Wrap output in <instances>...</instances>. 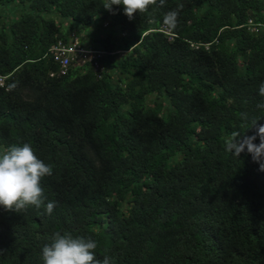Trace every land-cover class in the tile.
<instances>
[{"label": "trees", "instance_id": "16d2710c", "mask_svg": "<svg viewBox=\"0 0 264 264\" xmlns=\"http://www.w3.org/2000/svg\"><path fill=\"white\" fill-rule=\"evenodd\" d=\"M103 5L0 0V153L30 144L56 202L0 206V264H44L57 231L113 264H264V171L225 148L264 125V0ZM74 39L105 53L63 69L51 49Z\"/></svg>", "mask_w": 264, "mask_h": 264}, {"label": "clouds", "instance_id": "9594fccd", "mask_svg": "<svg viewBox=\"0 0 264 264\" xmlns=\"http://www.w3.org/2000/svg\"><path fill=\"white\" fill-rule=\"evenodd\" d=\"M165 4L166 0H104L103 6L112 11L114 5H122L124 14L132 20L136 13H147L150 7L157 5L163 7ZM182 8L183 5L180 4L177 9L164 14L163 24L169 30L177 27L179 10ZM78 45L80 48L90 50L82 47L79 42ZM75 62L77 61L71 64ZM3 82L4 79L0 78V85H3ZM258 91L259 95L264 97V82L259 85ZM257 107L264 109V102L257 104ZM241 115L247 119L246 114ZM251 128L256 129L255 135L248 136L246 132L234 131L226 141L225 148L237 157L246 150L251 154L253 161L259 164V170L264 171V125H258V121L254 120ZM257 137L260 140L259 144L255 143ZM52 173V167L38 158L30 144L11 146L0 153V206L9 212L17 213L29 206L36 209L44 207L50 215L56 207V202H46L47 197L41 181ZM97 247L98 242L91 236H73L71 232L61 234L57 231L52 236V242L42 248V259L44 264H113L112 258L108 255H105L103 260L96 258Z\"/></svg>", "mask_w": 264, "mask_h": 264}, {"label": "built area", "instance_id": "2783aa9c", "mask_svg": "<svg viewBox=\"0 0 264 264\" xmlns=\"http://www.w3.org/2000/svg\"><path fill=\"white\" fill-rule=\"evenodd\" d=\"M252 25V21L249 22ZM252 31L256 30V26H253ZM51 53L55 62L59 63L63 69H67L74 61H96V58L103 56L102 52H93L85 48H80L77 41H73L70 44L60 42L54 48L51 49ZM97 68L100 67L99 63H95Z\"/></svg>", "mask_w": 264, "mask_h": 264}, {"label": "rangeland", "instance_id": "374dc122", "mask_svg": "<svg viewBox=\"0 0 264 264\" xmlns=\"http://www.w3.org/2000/svg\"><path fill=\"white\" fill-rule=\"evenodd\" d=\"M57 21H58V23H61V25H63V27H67V23H66V22H63L62 19L58 18ZM88 32H89L90 34H92L91 31H88ZM90 34H89V37H93V35H90ZM102 34H104V33H102Z\"/></svg>", "mask_w": 264, "mask_h": 264}]
</instances>
